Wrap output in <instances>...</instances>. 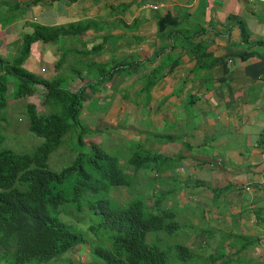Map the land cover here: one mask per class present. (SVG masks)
I'll return each mask as SVG.
<instances>
[{"label": "crops", "instance_id": "0c3cea01", "mask_svg": "<svg viewBox=\"0 0 264 264\" xmlns=\"http://www.w3.org/2000/svg\"><path fill=\"white\" fill-rule=\"evenodd\" d=\"M35 23L89 24L32 43L23 66L49 80L109 66L104 120L161 156L154 199L179 206L173 238L191 257L174 264H264V0H0V54L15 57ZM78 80L66 86L94 81ZM92 245L50 261L92 264Z\"/></svg>", "mask_w": 264, "mask_h": 264}, {"label": "trees", "instance_id": "16d2710c", "mask_svg": "<svg viewBox=\"0 0 264 264\" xmlns=\"http://www.w3.org/2000/svg\"><path fill=\"white\" fill-rule=\"evenodd\" d=\"M74 26H79L77 32L89 28V24L65 27L35 23L33 31L24 36L15 57L0 54V122L8 120L4 112L8 93L15 100L39 94L40 104L49 108L48 112H40L34 102L25 105L28 130L44 139L30 151L5 147L7 138L0 129V248L5 253L14 252L9 264H45L80 243H88L86 234L59 218V208L66 200L78 203L86 192L98 194L103 190L102 197H89L87 202V207L100 217L98 223L89 225L88 231L99 236L92 251L102 264H169L171 254L184 263L191 256L185 245L176 243L165 247L162 242L146 240L149 232L175 234L176 214L171 209H162L161 196L156 198L154 211H148L141 198H131L125 205H119L107 196L112 186L133 185L132 177L136 178L140 169L154 167L161 156L143 149L137 151L125 161L132 166L131 173L125 172L121 158L109 154L99 143L82 141L83 135L91 132L80 120L84 93L96 92L91 83L83 82L79 89L72 90L61 85L60 76L49 80L23 66L32 43L73 34ZM240 30L243 41L247 42L248 33L242 23ZM100 48L98 44L91 52ZM10 76L13 80H9ZM104 81L105 75L101 74L96 82ZM70 130L77 134L72 147L76 154L60 169H52L49 158ZM166 160L169 158L163 157L162 161ZM152 169L157 174L163 171ZM68 184H71L69 189ZM106 229L110 231L107 237L112 249L101 244L103 233L100 232Z\"/></svg>", "mask_w": 264, "mask_h": 264}, {"label": "rangeland", "instance_id": "374dc122", "mask_svg": "<svg viewBox=\"0 0 264 264\" xmlns=\"http://www.w3.org/2000/svg\"><path fill=\"white\" fill-rule=\"evenodd\" d=\"M72 40L76 39L74 44L76 45H82L78 42V37L74 36L71 37ZM84 48V47H83ZM79 67V66H78ZM107 67V68H106ZM69 68V67H68ZM80 68V67H79ZM64 69V68H62ZM61 69V70H62ZM83 69V68H80ZM91 69H94V73L92 74L87 73L86 75L79 74L78 76L74 74L72 71H75V65L72 63L70 64V68H65V73L59 74L60 77L63 78V81H61V85L66 86L68 83L72 81L73 78H78L79 80L77 82H81L83 79H94L91 83V88L96 89V92L99 93V95H95L94 92H91L88 90L84 93V102H83V111L80 115V120L83 125V127L86 130H90L91 132L85 133L83 135L82 141L86 143H99L101 146L104 147V149L112 155H116L119 158H121V163H123V166L125 167V172L131 173L132 166L126 164V160L133 156L137 151H140L139 147L136 144V141L134 139H131L128 141L131 135L130 133L134 132L132 127H128V123H121L125 127H115L110 129L109 123L104 120L103 116L105 115V112L107 110L108 104L110 102V97L107 98L106 95L101 93V87H103V84L98 81V78L101 74H106L108 72L109 66L105 64V67L103 64L98 65L97 67H91ZM93 75H97V79L95 77L93 78ZM9 80H13V77H9ZM8 97V103L5 109V115L7 116L8 120L0 122V129L6 136V141H4L3 145L5 147H9L15 151L23 152V151H30L37 145L41 144L43 142V138L36 136L31 131L28 130V116L25 111V105L28 102H34L37 105V109L40 112H48L49 108L44 107L40 104L39 101V94H35L32 96H27L20 98L18 100H15L11 97V93L7 94ZM102 115V116H101ZM119 122L116 123V125ZM110 124H112L110 122ZM113 125L112 126H116ZM109 128V129H108ZM77 139L76 132H72L71 130L67 133V135L63 138L62 144L60 147L51 154L49 158V167L52 169H60L63 165L69 163V161L75 156V152L72 151V147H74V143ZM125 162V163H124ZM178 164L177 162H175ZM153 165L151 167L140 169L138 171V177H132L131 180H135L134 184L130 187L125 186H119V187H110L107 190V196H109L115 203L119 205H125L129 199L134 198H141L144 200L145 208L148 211H152L155 209V206L150 203L152 198L154 197V191L153 188L155 186V182L159 180L156 176H154V169ZM179 180H181V176L176 177V184L179 185ZM69 183V182H68ZM68 189L71 187V184H68ZM64 188L66 185L63 186ZM91 192H86L82 195L80 201L78 203H74L71 200H66L63 204H61L59 208V218L68 223L71 224L72 227L76 230L82 231L84 234L88 235V227L91 224H96L100 221L99 215L89 209L87 207V202L90 199L89 197H102L104 195L103 190L98 194H87ZM165 203V201H164ZM179 206L175 203L173 210L178 211ZM182 213H190L191 211L186 206L185 209H182ZM200 217V215H199ZM183 225V224H182ZM181 228V224L179 225V228ZM183 231H189V228H184ZM103 235L100 237L102 238L101 244L105 247H108L110 249L113 248L112 243L108 239V234H110L109 229L103 230ZM180 234V233H179ZM178 234V235H179ZM187 235V233H184ZM154 236V233H148L147 235V241L151 242L152 237ZM168 237V235L166 234ZM99 236L96 235V237H93L96 242L98 243ZM178 242V240H175L171 235L168 237V240L166 241V246H172V243ZM153 243V242H151ZM173 243V244H174ZM14 252H0V259H4L6 262L11 261L13 258ZM191 257V256H189ZM60 260V259H56ZM64 261V260H63ZM89 262H92V264H102V260L99 257H91ZM169 264H174V262H180L177 258L170 257L168 260ZM46 264H59L57 261H49ZM63 264H69L64 261Z\"/></svg>", "mask_w": 264, "mask_h": 264}, {"label": "clouds", "instance_id": "9594fccd", "mask_svg": "<svg viewBox=\"0 0 264 264\" xmlns=\"http://www.w3.org/2000/svg\"><path fill=\"white\" fill-rule=\"evenodd\" d=\"M81 86V85H80ZM77 89H79V88H77ZM76 89V90H77ZM75 90V89H74ZM154 174H155V171H154ZM154 176H157V173L154 175ZM137 177H138V175H137ZM246 187H249V186H246ZM246 187H245V189H246ZM152 200H153V205L154 206H156L157 205V201H156V198L154 199V197L152 198ZM160 206H161V201H160ZM162 207V206H161ZM162 209H166V208H162ZM167 209H170V208H167ZM155 210V209H154ZM153 210V211H154ZM88 229V228H87ZM89 232V231H88ZM149 233H154V236L152 237V240H151V242H161V241H159V240H157L156 238H155V235L156 234H165L166 235V233H164V232H159V233H155V232H149ZM89 235H93L94 237H96V235L94 234V233H92V232H89V234L87 235V238H89ZM148 235V234H147ZM147 235H146V238H147ZM170 236V235H169ZM168 236V237H169ZM171 237H175V235H171ZM89 240V242H93V243H96V241H91L90 239H88ZM147 240V239H146ZM88 242V243H89ZM148 242V241H147ZM151 242H149V243H151ZM178 243V242H177ZM164 245H165V247H168V246H166V242L165 243H163ZM176 244V243H175ZM174 245V244H173ZM172 245V246H173ZM2 250V249H1ZM92 254H93V251H92ZM94 255V254H93ZM172 256L171 257H174V254H171ZM95 256V255H94ZM175 258V257H174ZM52 260V259H51ZM46 264V263H45Z\"/></svg>", "mask_w": 264, "mask_h": 264}, {"label": "built area", "instance_id": "2783aa9c", "mask_svg": "<svg viewBox=\"0 0 264 264\" xmlns=\"http://www.w3.org/2000/svg\"><path fill=\"white\" fill-rule=\"evenodd\" d=\"M249 187H246V189H248Z\"/></svg>", "mask_w": 264, "mask_h": 264}]
</instances>
